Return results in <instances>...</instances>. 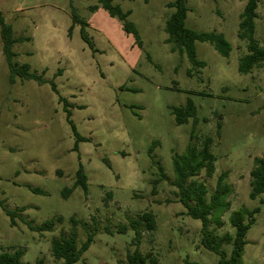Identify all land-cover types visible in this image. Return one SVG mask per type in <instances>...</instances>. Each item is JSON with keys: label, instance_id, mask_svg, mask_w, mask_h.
<instances>
[{"label": "rangeland", "instance_id": "1", "mask_svg": "<svg viewBox=\"0 0 264 264\" xmlns=\"http://www.w3.org/2000/svg\"><path fill=\"white\" fill-rule=\"evenodd\" d=\"M175 1L112 0L128 14L120 21L98 0H0V15L22 39L14 45L15 62L44 80L11 83L0 28V254L22 250V264H66L52 256L51 242L68 237L75 219L79 247L94 234L76 264H127L136 251L156 264H219L202 245V222L187 214L173 185L174 157L211 138L216 173L196 179L207 186L208 201L227 172L231 192L230 209L215 208L210 228L220 237L235 235L233 213L259 209L241 264H264V195L251 198L254 161L264 159V67L239 70L248 54V41L239 37L247 0H186V27L222 34L231 46L225 57L195 42L204 67L167 42ZM257 15L254 37L263 45L264 0ZM188 100L197 107L193 141V121L178 125L172 114ZM80 168L87 191L75 186ZM65 190H72L68 197ZM5 210L16 212V226ZM144 213L154 215L156 229L143 224L137 235L131 221ZM51 220L53 232L28 227ZM222 249L230 258L233 245Z\"/></svg>", "mask_w": 264, "mask_h": 264}, {"label": "trees", "instance_id": "2", "mask_svg": "<svg viewBox=\"0 0 264 264\" xmlns=\"http://www.w3.org/2000/svg\"><path fill=\"white\" fill-rule=\"evenodd\" d=\"M99 3L106 9L112 17L118 18L120 21H126L128 14L121 11L118 6L113 5L112 0H98ZM260 0H247V4L244 12L240 17L239 24V37L242 40L248 41V54L240 59L239 70L243 74L251 73L255 68L264 67V43L260 44L255 40V20L258 17L257 9ZM170 7L176 9L175 13L168 20L166 25V32L168 34V43L174 45V50H178L180 53L186 52L189 60L198 66L204 67L205 64L198 62L196 59L195 42H208L216 48L223 56L228 57L231 53V46L225 40L222 34L217 33H197L186 27V19L188 14V7L186 0H176ZM0 28L1 37L3 43V53L6 57V61L11 73L10 81L12 84L16 82L17 78L22 80H33L40 85L44 84V80L41 76H37L31 72L29 65H19L15 62L16 54L14 52V45L21 42L22 39L14 37L13 27L5 22V19L0 15ZM125 32L133 34L138 41V33L135 26L126 22L124 25ZM83 39L91 45L90 39L83 35ZM52 89L56 92L55 85H52ZM172 114L175 116L176 123L183 125L193 121L194 130L192 131L191 141L197 126V107L192 100H188L184 107L172 108ZM72 123V122H71ZM73 129H75L73 127ZM213 139L207 138L202 143V149L195 147L192 142L188 145L184 156L174 157V169L176 173L177 181L173 184L178 189V199L184 205L187 210V214L202 222V245L216 253L220 257L219 264H241V259L244 253V247L246 243L247 233L251 228V225L255 221V215L259 213V209L250 211L243 208L237 212H234L231 217V224L235 229V235L227 234L220 237L216 234L215 230L210 228V214L212 211L221 207L224 210L230 209V203L227 201L231 192V186L226 183L228 173H223L219 176L216 188L210 197V200H206L208 194V188L205 183L198 181L196 178L204 172L208 177H213L217 169V158L211 152V145ZM254 169L251 172V198L255 199L260 195H264V159L256 158L254 161ZM162 179L166 176L163 169ZM159 181L154 182L153 193L156 194V187ZM75 186H81L85 191L88 190V179L83 169L80 168L76 174ZM39 193V190H34ZM72 190H65L64 196L68 197ZM0 206H3L0 201ZM25 209L19 210L24 211ZM6 214L11 218V225L16 226V212L5 210ZM246 218H250V223H245ZM73 224V231L68 237L54 238L51 242L52 256L56 260H64L66 264H76L81 260L83 254L90 248L94 234H88L87 240L79 247L77 244V231L76 228L81 223L75 219L71 220ZM143 224L146 225L148 230L156 229L155 217L151 213H144L138 219L131 221V226L136 230L137 235H140V230ZM83 228H87L86 223L82 224ZM28 227L32 231H38L41 233L53 232L56 227L54 220L45 222L40 227L36 228L32 223H28ZM126 226L120 228L121 232H124ZM224 244H232L233 252L230 258L227 257L226 252L222 249ZM24 255L22 250H17L12 253L3 252L0 254V264H22L21 259ZM152 255L143 256L139 251H136L133 255L128 256L127 264H146L147 261H151L152 264H156L157 260L151 257ZM40 263V262H39ZM189 264V263H188Z\"/></svg>", "mask_w": 264, "mask_h": 264}]
</instances>
